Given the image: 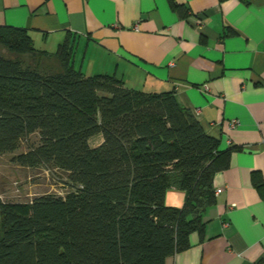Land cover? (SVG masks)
Instances as JSON below:
<instances>
[{
  "label": "trees",
  "instance_id": "trees-1",
  "mask_svg": "<svg viewBox=\"0 0 264 264\" xmlns=\"http://www.w3.org/2000/svg\"><path fill=\"white\" fill-rule=\"evenodd\" d=\"M170 2L187 16L186 6ZM0 45L10 53L0 54V155L38 133L40 142L14 161L61 170L71 187L28 203L0 196V264H166L189 248L231 149H220L174 91L86 75L69 38L51 53L27 29L5 26ZM25 54L56 56L61 69L42 72ZM253 183L264 189L259 173ZM170 189L186 193L182 207L166 203Z\"/></svg>",
  "mask_w": 264,
  "mask_h": 264
},
{
  "label": "crops",
  "instance_id": "crops-1",
  "mask_svg": "<svg viewBox=\"0 0 264 264\" xmlns=\"http://www.w3.org/2000/svg\"><path fill=\"white\" fill-rule=\"evenodd\" d=\"M175 1L186 17L170 0H0V30L25 28L51 53L69 38L86 75L174 91L231 153L214 177L222 191L203 213V231L166 264H264V189L253 183L254 173L264 178V0ZM185 200L181 190L166 194L172 207Z\"/></svg>",
  "mask_w": 264,
  "mask_h": 264
},
{
  "label": "rangeland",
  "instance_id": "rangeland-1",
  "mask_svg": "<svg viewBox=\"0 0 264 264\" xmlns=\"http://www.w3.org/2000/svg\"><path fill=\"white\" fill-rule=\"evenodd\" d=\"M0 54L10 55L9 51L3 48L0 49ZM30 58H26L27 62L42 72L49 73L61 69L60 61L52 57L33 54ZM39 142V134L34 133L22 142L18 150L0 155V196L4 200L28 203L45 194L65 196L71 190L63 171L44 166H22L14 161L15 156L26 151L30 145H37ZM99 142L100 138L95 137L91 140V145L96 146Z\"/></svg>",
  "mask_w": 264,
  "mask_h": 264
},
{
  "label": "built area",
  "instance_id": "built-area-1",
  "mask_svg": "<svg viewBox=\"0 0 264 264\" xmlns=\"http://www.w3.org/2000/svg\"><path fill=\"white\" fill-rule=\"evenodd\" d=\"M204 89H205V90H208V86L205 85V86H204ZM237 123H238L237 120H233V121L230 123V125H231L232 127H234V126L237 125ZM221 191H222V188H218V189L215 190L216 194L220 193ZM254 264H257V263H254Z\"/></svg>",
  "mask_w": 264,
  "mask_h": 264
}]
</instances>
